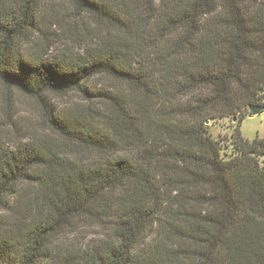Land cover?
<instances>
[{
  "label": "trees",
  "instance_id": "16d2710c",
  "mask_svg": "<svg viewBox=\"0 0 264 264\" xmlns=\"http://www.w3.org/2000/svg\"><path fill=\"white\" fill-rule=\"evenodd\" d=\"M54 1L0 0V83L39 109V132L0 148V204L30 179L40 199L0 264L51 263L77 224L101 232L66 264H264V137L239 127L264 95V0ZM71 91L83 102L47 98ZM225 116L226 158L208 130Z\"/></svg>",
  "mask_w": 264,
  "mask_h": 264
},
{
  "label": "rangeland",
  "instance_id": "374dc122",
  "mask_svg": "<svg viewBox=\"0 0 264 264\" xmlns=\"http://www.w3.org/2000/svg\"><path fill=\"white\" fill-rule=\"evenodd\" d=\"M63 6L65 7L58 0L50 5L52 9L55 8L53 10L55 13L56 11L57 13L61 12ZM56 28V26H52L50 30L56 31ZM38 36L37 33H34L31 45L23 44L21 49L32 51L34 47L38 46ZM62 44L60 41L54 43L48 41L49 56L59 54L63 48ZM47 98L59 110L83 102L78 91L65 94L49 93ZM36 101V99L0 83V148L13 149L18 143L28 141L30 134L39 132V109ZM11 118L15 122L14 125L10 124ZM234 126L235 122L228 116L211 119L208 122V130L214 138L219 139L221 155L225 158L233 154L235 150L232 135ZM239 127L241 135L245 138H252L255 135L264 137V110L252 116L245 115ZM256 157L264 166V154L259 153ZM35 189L36 186L31 179L19 181L15 186V192L0 204V244L9 250V254L11 251V257H17L23 251L22 249L30 239L28 236L35 231L34 220L37 216L35 208L40 201L39 197L35 196ZM100 232L101 228L84 224L73 225L64 230L61 227L60 229L56 228L51 234L48 245L44 246V252L47 249V252L53 255V261L49 263V259L42 257L39 264H66L71 255L77 258L81 247L84 248L85 243L98 237Z\"/></svg>",
  "mask_w": 264,
  "mask_h": 264
},
{
  "label": "water",
  "instance_id": "95a60500",
  "mask_svg": "<svg viewBox=\"0 0 264 264\" xmlns=\"http://www.w3.org/2000/svg\"><path fill=\"white\" fill-rule=\"evenodd\" d=\"M264 110V105H261V104H250L248 106V112H247V115L248 116H252L260 111H263Z\"/></svg>",
  "mask_w": 264,
  "mask_h": 264
},
{
  "label": "built area",
  "instance_id": "2783aa9c",
  "mask_svg": "<svg viewBox=\"0 0 264 264\" xmlns=\"http://www.w3.org/2000/svg\"><path fill=\"white\" fill-rule=\"evenodd\" d=\"M258 104H261V105L264 104V95L259 99Z\"/></svg>",
  "mask_w": 264,
  "mask_h": 264
}]
</instances>
